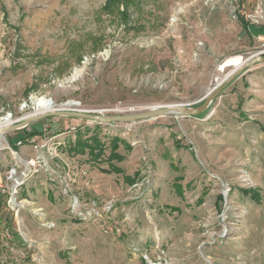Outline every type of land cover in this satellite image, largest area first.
<instances>
[{
  "label": "rangeland",
  "instance_id": "374dc122",
  "mask_svg": "<svg viewBox=\"0 0 264 264\" xmlns=\"http://www.w3.org/2000/svg\"><path fill=\"white\" fill-rule=\"evenodd\" d=\"M258 54L264 0H0V119L19 123L41 96L105 116L194 108L233 75L229 58ZM228 85L194 116L53 115L5 131L0 264H264V140ZM97 125L100 164L67 147Z\"/></svg>",
  "mask_w": 264,
  "mask_h": 264
},
{
  "label": "water",
  "instance_id": "95a60500",
  "mask_svg": "<svg viewBox=\"0 0 264 264\" xmlns=\"http://www.w3.org/2000/svg\"><path fill=\"white\" fill-rule=\"evenodd\" d=\"M258 62H264V54H258L252 59L246 60L245 63H242V65L234 71L233 75L229 79L219 83L215 88H213L207 94L204 102L201 105L194 107V108H190L182 104H172V105L159 106L150 111H145L142 113H125V114H116V115H110V116L95 115V114H90V113H86L83 111L68 110L66 108V109H60V110L39 112V113H34L32 115L25 116L22 119V121H19V123L10 125L6 131L23 128L33 121L39 120L47 116H53V115L73 116V117L85 118L91 121L102 122V123L130 122V121H137V120L162 116L165 114H174V115L182 114V115L194 116L202 112L203 110H205V108L209 106L212 100L224 88H226L228 84H230L233 80H235L244 70L252 67L254 64ZM67 103L68 102H66L65 104Z\"/></svg>",
  "mask_w": 264,
  "mask_h": 264
},
{
  "label": "crops",
  "instance_id": "0c3cea01",
  "mask_svg": "<svg viewBox=\"0 0 264 264\" xmlns=\"http://www.w3.org/2000/svg\"><path fill=\"white\" fill-rule=\"evenodd\" d=\"M228 86L230 96H234L235 99L238 98L241 101L238 100L241 103L240 111H238L243 120L241 123L251 127L253 131H257L258 139L264 140V134H260L257 129V127L259 128L258 121L263 123L261 119L264 118V66L260 64L245 70ZM190 118H194V120L203 119L199 117ZM244 128L247 129L246 127ZM238 133L241 138L252 137V134L247 131L241 130ZM196 139L197 136L195 134L189 138L193 143L194 149L198 151L199 146L196 143Z\"/></svg>",
  "mask_w": 264,
  "mask_h": 264
},
{
  "label": "trees",
  "instance_id": "16d2710c",
  "mask_svg": "<svg viewBox=\"0 0 264 264\" xmlns=\"http://www.w3.org/2000/svg\"><path fill=\"white\" fill-rule=\"evenodd\" d=\"M122 3L125 4L127 7V0H108V4L111 3ZM125 13V12H123ZM95 132L91 134L90 136H83V133L78 131V134L75 135V139L73 142H71L67 147L68 149L75 154H86L87 160H89L91 163L100 164L103 159L101 156L103 155L105 151V142L101 139V133L99 132V125L95 127ZM87 134V133H86ZM120 139L117 137H112L109 145L111 146V150L109 153V156L107 157L106 161L109 166V171H115L120 172V168L116 167L115 164L112 162L114 160L120 161L122 159V155L118 153V143ZM246 193V195L250 194V197L252 200L260 201L257 194L252 193V191H243Z\"/></svg>",
  "mask_w": 264,
  "mask_h": 264
},
{
  "label": "bare ground",
  "instance_id": "6f19581e",
  "mask_svg": "<svg viewBox=\"0 0 264 264\" xmlns=\"http://www.w3.org/2000/svg\"><path fill=\"white\" fill-rule=\"evenodd\" d=\"M242 63L243 62H242V59H241L240 56H235V57L229 58L226 61V65L233 66V69H232V71L230 73H232L236 69H238V67H240L242 65ZM216 81H217L216 82V85H218L219 83H221L222 79L221 78H217ZM32 103L34 104V107L33 108H35V113L46 112V111H52V110H54V106H53L54 102L52 101V99L47 98V97H44V96H41V97H33L32 98ZM73 104L74 105H77L78 103L75 102V101H73V100L69 102V105H73ZM11 120H12L11 117H9L8 115H6L5 117H3V118L0 119V137L3 138L2 135L8 129V127L11 125L10 124L12 122ZM1 145H2V141L0 140V146Z\"/></svg>",
  "mask_w": 264,
  "mask_h": 264
}]
</instances>
